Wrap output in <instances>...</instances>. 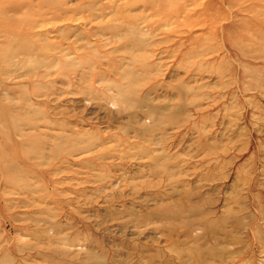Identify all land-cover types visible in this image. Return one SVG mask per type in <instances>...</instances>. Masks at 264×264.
Wrapping results in <instances>:
<instances>
[{
	"label": "rangeland",
	"instance_id": "rangeland-1",
	"mask_svg": "<svg viewBox=\"0 0 264 264\" xmlns=\"http://www.w3.org/2000/svg\"><path fill=\"white\" fill-rule=\"evenodd\" d=\"M112 2L0 0V264H264V0Z\"/></svg>",
	"mask_w": 264,
	"mask_h": 264
},
{
	"label": "bare ground",
	"instance_id": "bare-ground-1",
	"mask_svg": "<svg viewBox=\"0 0 264 264\" xmlns=\"http://www.w3.org/2000/svg\"><path fill=\"white\" fill-rule=\"evenodd\" d=\"M109 1V3H110V5L111 6H113V4H114V2H112L113 0H108ZM149 1V3H152L153 2V0H148ZM156 1V0H155ZM169 1V0H168ZM188 1H190V2H192V1H196V0H188ZM171 2V1H170ZM173 2V1H172ZM107 6H109V4L107 5Z\"/></svg>",
	"mask_w": 264,
	"mask_h": 264
}]
</instances>
